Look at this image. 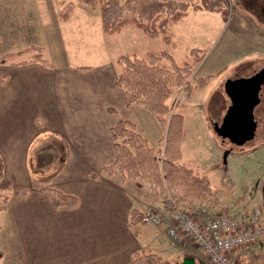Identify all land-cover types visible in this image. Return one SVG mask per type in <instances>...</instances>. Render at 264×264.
<instances>
[{
	"label": "crops",
	"instance_id": "1",
	"mask_svg": "<svg viewBox=\"0 0 264 264\" xmlns=\"http://www.w3.org/2000/svg\"><path fill=\"white\" fill-rule=\"evenodd\" d=\"M3 4L6 5H0V31L3 24L6 26L3 30L8 29L9 36H14L7 44H14L8 51L14 52L20 47L15 37L23 40L30 36L34 18L32 12L18 11L13 0H5ZM200 12L203 10L194 13ZM36 14L35 19L42 21L38 23L40 33L35 37L41 34L42 39L35 44L47 48L42 40L51 39L53 46H57L55 49L62 50L64 41L72 40L75 25L85 24L92 26L95 43L103 44L102 50H96L91 58L102 60L106 55L113 36L104 35L98 8L73 2L47 3L39 6ZM52 19L54 26L50 29L44 22ZM18 27L24 36L14 32ZM127 30L131 34L138 31ZM199 30L204 32V24ZM91 41L94 44L92 38ZM51 52L54 53L53 48ZM63 54L64 50L58 55L63 64L49 60L51 67L32 61L31 56L0 63V191L27 189L23 196L10 195L6 209L0 212V264H129L135 252L156 254L172 264L190 253L200 260L193 258L196 263L204 264L192 244H174L169 239L167 228L171 221L163 206L162 193L137 180L99 174L100 169L115 160L110 129L119 120L135 124L154 149L163 132L159 124L143 107L128 103L123 91L115 85L117 66L70 65ZM196 72H204V59L194 68L193 79L199 76ZM214 151L220 155L218 148ZM227 152L226 159L240 156L236 150ZM262 152L264 140L242 153ZM60 164L62 168L50 186L73 196L76 204L54 208L42 191L31 186V181L53 172ZM263 168L253 174L250 189L242 188L262 203ZM91 173L96 178H91ZM204 176L211 185L209 177ZM181 204L200 212L201 218L204 206L209 208L207 204L201 206L190 201ZM132 210L139 214L155 210L162 216V223L131 226Z\"/></svg>",
	"mask_w": 264,
	"mask_h": 264
},
{
	"label": "rangeland",
	"instance_id": "2",
	"mask_svg": "<svg viewBox=\"0 0 264 264\" xmlns=\"http://www.w3.org/2000/svg\"><path fill=\"white\" fill-rule=\"evenodd\" d=\"M4 1L5 0H0V2H2L0 5H6L3 4ZM13 1L14 6H17L18 11L23 10L27 13L32 12L31 16L32 19L34 18V25L32 24L29 28V32L32 34L26 39L22 40L20 37H15L17 45L20 47H18L16 51L14 50V52H8L14 44L7 45L8 40L14 39V36H9L8 29L6 32L3 30L6 26H3V24L1 25L0 56L9 55L10 58H13L12 61L17 62L21 59H25L26 57L30 58V56L32 61H36V59L40 56V58L47 61L50 66H52L51 61H53L56 65H62V59H60L58 55H61V52L64 50L63 59L68 60L70 65L93 66L97 63H103L104 65H111L115 68L117 66L115 58L121 53L136 52L141 54L148 50H166L173 57L176 64H179L187 59L188 49L199 48L205 50V57L203 58L204 72H196V75H199L198 78H204L208 75H211L212 77L208 81L205 88H202L203 90L193 89L189 96L186 91L187 85H190L191 87L193 86L192 88H194L195 79L192 78V74L194 68L199 63L193 68L191 75L183 84L178 85L175 81H172L169 84L171 94L167 100V104L171 112L178 113L183 117V159L180 164L183 163L186 166L191 167V169L199 175H206L209 177L211 182L210 186L218 199V203L215 204V206L207 204V206L212 209L210 210L208 208L209 214H226V212L228 214H238L245 211V209L249 210L258 206H261L264 211V204L260 201V199L257 197L253 198V195H250L251 192L242 190L244 186L250 189L249 183L251 182L250 179H253V174L255 173L257 175L256 172L263 168L262 164L264 163V152L255 155H247L242 152L243 150L252 147L255 143L264 140V99L257 105V108L255 107L254 109V118L259 127L254 140L252 139L240 146L222 142L221 139L215 135L213 128L214 124H219L222 121L227 107L230 104L223 89L225 81L240 77H249L253 73L263 70L264 0H210L209 3L203 7L204 9H201L203 10L202 13L200 12L195 14V11L192 12L190 10L188 18L185 21L182 20L184 23L179 25V27H175L173 30L172 40L175 43V46L165 44L161 38L150 39L140 30L131 34L127 28L125 30L123 29L120 34L118 33V35L113 36L112 39H110L111 41H109V45L107 46L106 55L102 58V60L91 58L96 50H102L103 44L95 43V34L92 35V26H86L85 24L75 25L72 40H65L62 50H58L57 48L55 49L57 46H53L51 39L50 41L42 40L46 43L47 48L34 43L35 41L42 39L41 34L39 38L35 37V34L40 33L38 23L42 21L40 19V21L35 19V17L37 18L38 16L36 11L39 6L41 7V5L47 3L50 5H70L72 2L79 5L84 4L79 3L77 0ZM177 1L192 4L197 0ZM90 8L99 9V6L96 5L95 7ZM44 23H46L50 29L54 26L53 19L52 21L48 20ZM202 24H204V32L199 30ZM14 32L20 34L21 37L24 36L23 30L19 27L16 28ZM18 38L21 40L20 42ZM91 38L93 39L94 44H92ZM30 40L33 41L31 45L28 44ZM51 48H53L54 53L51 52ZM24 52L27 54H24ZM38 54L39 56H37ZM167 65L170 67L169 62ZM191 95L192 97L190 98ZM149 114L156 120L151 113ZM156 122L158 123L157 120ZM159 126L163 130L160 137L161 139L165 136L166 129H163L160 124ZM137 131L141 133L140 130L137 129ZM163 145L164 141L162 143V146ZM159 146L160 142L158 147ZM149 147L152 148L151 146ZM215 148L219 149V156L216 155L214 151ZM228 150H236L239 152L240 156L235 159L234 157L229 156L228 159L225 158L224 160V153ZM34 160H36V157H34ZM213 161L216 162L215 165L206 167L208 163ZM46 162H49V160ZM49 174L34 179L43 178ZM99 174L104 175L100 171ZM111 177L118 179L116 176ZM132 180L148 184L139 179ZM148 185L153 188L150 184ZM48 186H50V184H48ZM9 191L7 192L4 190L3 193L9 194ZM157 192L163 194V200L165 199V195L175 194V197H177V194H179L169 188L166 184L162 186L161 191L157 190ZM10 195L12 194L10 193L8 195V199ZM185 201H190V204L191 202H196L193 200L191 201L190 199H186ZM179 203L182 209L186 208L190 210L188 207L181 204L182 202ZM200 205L204 206V203ZM192 213L199 219H204V217H200L202 216L199 215L200 212L192 211ZM139 223H142L141 220L138 223H132L131 226H135ZM249 252L264 254V240L234 253L231 256V264H243L241 258ZM200 254V251H198L199 257H202ZM182 257L183 256L175 259V264L179 263L186 257H192L196 261L200 262L195 255L190 253H188L184 258ZM170 263L172 264V262Z\"/></svg>",
	"mask_w": 264,
	"mask_h": 264
},
{
	"label": "trees",
	"instance_id": "3",
	"mask_svg": "<svg viewBox=\"0 0 264 264\" xmlns=\"http://www.w3.org/2000/svg\"><path fill=\"white\" fill-rule=\"evenodd\" d=\"M77 1L89 7L99 6L102 31L105 36H115L126 28L137 29L148 38H161L165 44L171 46H175L172 40L173 27L184 20L190 10L197 12L208 3V0H197L192 4L177 0ZM204 57L205 50L199 48L188 49L187 59L179 64H176L166 50H148L141 54L121 53L116 57L118 73L115 85L123 91L129 104L144 107L156 118L162 128L166 129V132L159 141L160 146L154 150L148 146L146 138L137 131L133 123L119 120L110 129L115 160L111 165L100 170L102 174L109 177L139 179L159 191L166 184L179 193L178 202L190 199L211 206L218 203L207 178L180 164L179 145L183 137V117L171 112L167 104L171 94L169 84L172 81L178 85L183 84ZM9 60H11L9 55L0 56L1 64ZM36 61L44 67H51L40 56ZM166 62L170 63V67ZM211 77L195 79L194 88L187 85V95L189 96L193 89L204 88ZM62 164L48 176L31 181V186L42 191L54 208L71 207L76 204L73 196L48 186L61 170ZM90 177L96 178V175L91 173ZM26 192L25 188H13L9 194L23 196ZM9 194L0 192V212L6 209ZM140 218L141 215L137 211H130V225L140 222ZM241 260L243 264H264V254L249 252ZM129 264L171 263L156 254L135 252L130 256Z\"/></svg>",
	"mask_w": 264,
	"mask_h": 264
},
{
	"label": "built area",
	"instance_id": "4",
	"mask_svg": "<svg viewBox=\"0 0 264 264\" xmlns=\"http://www.w3.org/2000/svg\"><path fill=\"white\" fill-rule=\"evenodd\" d=\"M164 198L171 220L167 230L171 242L192 244L207 264H231L234 253L264 240V211L260 206L234 215L209 214L204 209L205 217L201 220L182 209L175 195ZM141 222L159 225L162 217L155 211H147L141 215Z\"/></svg>",
	"mask_w": 264,
	"mask_h": 264
},
{
	"label": "water",
	"instance_id": "5",
	"mask_svg": "<svg viewBox=\"0 0 264 264\" xmlns=\"http://www.w3.org/2000/svg\"><path fill=\"white\" fill-rule=\"evenodd\" d=\"M264 85V70L249 77H240L226 80L223 86L224 93L229 99V106L219 124H214V132L222 142L240 146L255 139L258 130L254 119V109L260 103ZM228 152L224 153L225 160ZM264 204V184L262 187ZM177 264H200L193 258H184Z\"/></svg>",
	"mask_w": 264,
	"mask_h": 264
},
{
	"label": "flooded vegetation",
	"instance_id": "6",
	"mask_svg": "<svg viewBox=\"0 0 264 264\" xmlns=\"http://www.w3.org/2000/svg\"><path fill=\"white\" fill-rule=\"evenodd\" d=\"M263 70H264V67H263ZM261 91H262V96H261L260 103H261V101L264 99V85H262V87H261ZM260 103H259V104H260ZM256 108H257V106H256Z\"/></svg>",
	"mask_w": 264,
	"mask_h": 264
}]
</instances>
